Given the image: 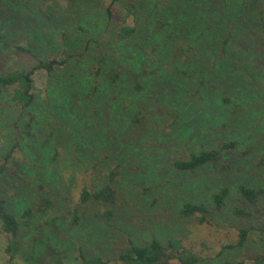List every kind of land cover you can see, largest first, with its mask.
I'll return each instance as SVG.
<instances>
[{
  "label": "trees",
  "instance_id": "1",
  "mask_svg": "<svg viewBox=\"0 0 264 264\" xmlns=\"http://www.w3.org/2000/svg\"><path fill=\"white\" fill-rule=\"evenodd\" d=\"M22 1L10 0V3L17 6L23 3ZM89 1L92 3L93 0H74L75 8L83 14L82 20L79 19L82 26L61 31L64 43L54 40L57 30L50 33L39 26L12 30L10 26L14 21L13 16L17 14L0 18V45L11 48L12 44L15 49L31 58V62L23 64V68L0 72V100L6 97V92L12 95L11 98L7 97L8 113L4 121L7 125H13L10 128L5 127L6 136L0 134V155L1 159H4L3 163L0 162V190L9 187L4 183L15 176L12 179L15 186L10 183L14 191L0 192V223L2 230L10 235L8 252L12 257L20 250V239L22 240L23 235L31 236L28 249L24 253L27 264H66V255L57 251L53 245L57 244L55 240L60 234L58 225L68 221L67 228L74 231L89 223L91 219L101 217L99 214L94 217L92 211L86 209V204H116L118 191L112 181L121 178V164L115 168H111V165L118 161L131 160V155L138 150L134 145L138 140L133 139L137 138L138 129L148 130L156 120L163 122L166 117L181 115L183 109L188 110V98L181 95L191 90L186 82L191 79L193 83H197L202 77L200 83L206 86L207 92L205 101L202 99V103L196 105L193 111L203 113V116L207 112L211 115L217 110L212 103L217 100L214 93L217 86L211 84V79L217 76L216 69L219 70L227 64L224 58L231 54L235 57L236 67L233 71H238V75L245 73L247 69L254 70V62L249 53V50L254 48L241 46L237 42L232 44V32H229L225 41L217 42V39H223L226 34L223 32L222 36L218 37L217 32L224 17L240 12L239 6H251L257 11V0L248 3H242L241 0H166L167 9L158 12L156 8L162 6L159 0H123L126 3L128 18L131 17L134 23L123 26L118 32L115 44L119 45L121 40H125L126 47L122 46L117 52L121 57L131 56L128 60L132 63V68H138L146 61L155 67L143 72L141 82L137 80L134 87L125 80L126 74L118 63L111 62L112 55H103L94 45L98 30L103 31L106 24L99 13L94 14L96 11L92 9H96V6H90ZM254 10L251 16L236 15L239 31L245 29V24L250 26L258 20V23L264 22V15ZM56 12L63 16L70 14L68 10L58 9L40 19L49 22L62 16ZM79 17L81 18L80 15ZM154 18L159 20V26H153L151 23ZM144 20H147L151 27L147 32L148 26L145 28L141 23ZM86 31L90 35V41L85 39ZM21 33L28 34V37H22ZM139 33L143 35L142 39L146 40L140 47L126 42L139 37ZM4 37L10 38V42H5ZM15 41L23 43V46L14 44ZM229 49H232L230 54ZM218 50L220 58L216 55ZM50 51H54V55L63 53L65 58H49ZM149 51L151 54L147 57ZM258 56L264 58V50L258 53ZM39 70L47 72L49 81L44 102H41L36 94L35 74ZM257 74L264 79L262 72ZM204 75L207 82L203 79ZM245 77L250 80L247 75ZM244 85H248L247 81L241 84ZM195 93L198 94L199 90ZM164 106H167V109L164 110ZM154 111H159L160 114H153ZM45 112L51 115H45ZM107 117L109 120H106ZM174 125L176 124H173L172 128ZM234 145L225 144L224 148ZM18 150L28 152L27 156L32 158L31 165L34 166H28V171L36 186L30 185L26 178L16 179L18 172L13 173L10 167H7L9 162H16L13 158ZM99 151L103 152L106 160L100 158ZM96 153L97 157L94 158ZM220 158L221 152L217 149L203 150L192 154L188 159L175 160L172 168L179 173L194 172L207 165L216 164ZM92 159H95L94 162ZM90 164L97 168L96 176L99 180L94 181V189H82L77 206L71 207L73 199L69 196L72 191L66 187L68 183L64 179L63 171L72 167V172L76 175L79 170L88 168ZM45 166L53 168L45 170ZM72 172L70 175H73ZM127 179L129 178H124V181ZM43 185L49 188L46 192H40L34 203L22 197L21 194L26 196L28 189L35 191L38 186L42 189ZM143 188L144 192H149L156 187L145 185ZM62 191H65L63 195ZM229 194L230 189L223 187L212 195V209L205 203L188 202L182 205L180 213L183 217L197 218L201 224L209 223L215 213L224 209ZM237 194L249 204L257 205L264 197V190L240 185ZM18 199L23 202V212L20 215L9 206ZM67 202L71 205L64 207L63 204L66 206ZM234 214L244 215V212L236 207ZM104 215V220H115L112 209H106ZM43 219L45 221L41 224ZM260 230L264 232V226ZM239 234V242L235 246L224 247L222 252L245 244L249 229H242ZM102 235L105 241L99 245L106 254L110 249L114 259L104 260L107 255L104 256L101 252L86 254L83 247L80 249L78 264H172L174 260H178L180 264L209 263L185 249L177 239L163 242L157 237H152L148 242H140L128 237L116 249L110 245L109 236L106 237L110 235L109 232L105 231ZM252 261L253 264H264V254L254 256Z\"/></svg>",
  "mask_w": 264,
  "mask_h": 264
},
{
  "label": "rangeland",
  "instance_id": "2",
  "mask_svg": "<svg viewBox=\"0 0 264 264\" xmlns=\"http://www.w3.org/2000/svg\"><path fill=\"white\" fill-rule=\"evenodd\" d=\"M159 1H161L162 6L159 9L156 8V12L167 9L165 8L166 0ZM250 1L252 0H241L242 3ZM22 2L15 6L12 2L10 3V0H0V18L17 14L13 16L14 21L10 26L12 30L38 26L50 33L57 30L54 40L64 43L61 31L66 30V28L74 30L81 25L79 19L82 20L83 14L82 11L75 8L74 0H23ZM89 4L96 6V9H92L96 11L94 14L99 13L106 24L103 31L98 30L94 45L100 49L99 51L103 55L108 54V57L112 55L111 62L118 63L120 69L126 74L127 79L125 80H128L134 87L137 80L141 82L140 78H142L143 72L155 69V67L146 61L140 67L132 68L130 66L132 63L128 60L131 56L121 57L120 53L117 52L121 50L122 46L126 47L125 40H121L122 43L119 45L115 44L114 40H116L118 32L123 26L134 23L131 17L128 18L126 3L123 0H93L92 3L89 1ZM256 6L257 11L251 6H239V10L241 9L242 12L240 10V12L238 11L240 14H230L224 17L225 19L217 32L218 37L226 32L224 38L217 39V42L225 41L229 32H232V44L237 42L241 46L254 48V50H249L250 57L252 56L251 59L254 62L252 63L254 70L252 68L247 69L245 73L238 75V71H233L236 67V61L231 54L228 58H224L227 64L221 66L219 70L216 69L217 76L211 79V84L217 86L214 90L217 100L216 102L212 101L213 106L217 109L215 114L208 115L207 112L203 116V113L193 111L196 105L202 103V99L205 101L207 93L205 92L206 86L200 83L202 81V77H200L197 83H193L191 79L186 82L191 90H187L181 95L188 98L190 106L187 111L182 110V116L180 114L172 115L166 117L163 122L156 120L148 130L138 129L137 138H133L138 140L137 143H134L138 150L131 155V160L127 162L122 160L111 165V168H115L121 164L119 169L122 172L121 178L112 181L118 191L116 204L113 206L86 204V209L92 211L94 217L99 214L101 216L99 218L102 219L95 217L94 220L91 219L89 223L81 226V228H76L74 231L67 228L69 226L68 221L58 225L60 234L55 240L57 244L53 245L57 251L66 255V264H78L80 249L83 247L86 254L101 252L104 256L107 255L104 260L114 259L110 249L106 254L103 247L99 245L105 241V238L102 237V233L105 231L109 232L110 235H106V237L109 236L108 240H111L109 243L115 248L120 247L128 237L140 242H148L152 237H157L163 242L168 239H177L182 242L185 249L190 250L201 260L208 261L207 264H253L252 258L254 256L264 254V232L260 230L264 226V197L257 205H253L242 200L237 194V188L240 185L249 188H263L264 190V79H261L260 75L257 74L262 72L264 75V58L258 56V53L260 54L264 50V22L258 23V20L256 24L252 23L250 26L245 24V29L239 31L235 19L237 18L236 15H240V17L251 16L253 10L264 15V0H257ZM58 9L68 10L70 14L63 16V14L56 12L62 16L51 19L49 22L40 19L43 18V15L48 16L49 12ZM68 20L70 21L67 22ZM158 21L154 18L151 23L153 26H159ZM61 22L67 23L61 24ZM141 23L145 28L148 26L146 32L151 29L147 20L141 21ZM21 36L28 37V34L21 33ZM138 36L126 40V42H131L132 45L140 47L144 40L141 33ZM85 37L86 41H90L88 31H86ZM3 39L6 40L5 42L11 40L8 37ZM13 43L23 46V43L17 41ZM102 47L103 50H101ZM229 51L228 54L231 53L232 49ZM48 53L49 58L52 56L59 60L65 58L60 52L56 55H54V51ZM150 54L151 51L148 52L147 57ZM216 55L220 58L219 50ZM113 59L118 61L115 62ZM29 62H31V58L15 49L12 44L11 48H4L0 45V72L23 68V64ZM245 75L250 80L246 79ZM203 79L207 82L205 75ZM246 81L248 85L241 86ZM48 83L47 72L45 70L37 71L35 87L41 102H44L47 97ZM197 90H199L198 94L195 93ZM5 96L0 100V134L4 136H6L4 134L5 127H13L11 123L7 125L4 121V117L8 113L7 97L11 98L12 95L10 92H6ZM222 104L224 107H221ZM163 109H167V106H164ZM44 114L51 115L49 112ZM153 114L159 115L160 112L154 111ZM106 120L109 118L107 117ZM173 124L176 125L172 128ZM232 143L235 145L224 148L225 144ZM212 149L221 152V158L216 164L207 165L189 173H179L172 168V163L177 159H188L192 154ZM99 152H101L100 158H102L103 152ZM27 155L28 152L18 150L13 158L16 162H9L7 167H10L13 173L18 172L16 179L19 177L26 178L30 185L36 186L33 183L31 173L28 171V166L33 164L32 158L30 159ZM94 155L96 158L97 153ZM10 159L12 161V158ZM94 160L91 161L94 162ZM0 162H4L1 155ZM52 168L53 166L44 167L45 170ZM72 171H74L72 167L63 171L64 179L68 183L66 187L72 191L69 197L73 199L72 205L67 202L66 206L63 204L64 207H68L67 205L77 206L81 190L85 188L94 189L96 186L94 181L99 180L96 176L97 168H93L92 164L88 168L79 170L80 172L78 171L79 173L76 175ZM71 172L73 175H70ZM124 178L129 179L124 181ZM12 179L4 183L9 187L1 188L2 191H14L10 187V183L15 186ZM145 185L156 188L144 192L143 186ZM39 186L35 191L28 189L26 196L21 194L22 197L34 203L40 192H46L49 188L43 185L42 190L39 189ZM223 187L230 189L225 207L222 211L215 213L209 223L201 224L195 217L187 218L181 215L180 208L188 202L205 203L208 208L212 209L211 197ZM64 192L62 191V195ZM9 206L10 209L16 210L19 215L22 214L23 202L20 199L10 203ZM236 207L243 210L244 215L236 216L234 214ZM106 209L114 211L115 220L103 219V217L106 218L104 215ZM62 211L65 212V210ZM63 212L59 213L64 214ZM44 221L45 219L41 221V224ZM105 221L106 223H104ZM46 227L48 226L46 225ZM103 229L105 230L103 231ZM242 229H249L245 244L242 247L222 252L224 247L235 246L239 242V232ZM42 235L45 237L44 232ZM30 238L31 236L23 235L22 240L20 239L21 248L12 257L11 253L8 252L10 235L2 230L0 223V264H27L24 260V253L28 249ZM106 245L108 246V244ZM221 253L223 254L220 255ZM172 264H180V262L174 260Z\"/></svg>",
  "mask_w": 264,
  "mask_h": 264
}]
</instances>
